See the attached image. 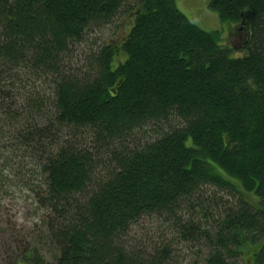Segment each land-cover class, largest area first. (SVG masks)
I'll use <instances>...</instances> for the list:
<instances>
[{
    "label": "trees",
    "instance_id": "trees-1",
    "mask_svg": "<svg viewBox=\"0 0 264 264\" xmlns=\"http://www.w3.org/2000/svg\"><path fill=\"white\" fill-rule=\"evenodd\" d=\"M208 6L241 43L173 0H0V183L31 192L51 254L1 238L7 264H264V0ZM143 217L172 239L130 245Z\"/></svg>",
    "mask_w": 264,
    "mask_h": 264
},
{
    "label": "rangeland",
    "instance_id": "rangeland-1",
    "mask_svg": "<svg viewBox=\"0 0 264 264\" xmlns=\"http://www.w3.org/2000/svg\"><path fill=\"white\" fill-rule=\"evenodd\" d=\"M173 1L176 7L185 14L192 23L205 31L214 32L217 36L218 43L225 45L231 43L236 44L238 40H240L238 36V25L226 20H221L216 10L208 6L209 0ZM119 23L120 19L103 27L100 31L91 33L87 39L86 45H79L80 48L77 52L79 51L80 54L77 53V57H81V51H87L88 47H97L98 44L115 42L121 38L127 28L124 27L123 21ZM241 54H243L242 51L236 48L231 51L232 56ZM77 57H75V59H77ZM3 172L7 173L8 171L3 170ZM8 176L11 177V180L7 182L8 184L0 183V239L2 238L5 247L6 244L13 250L32 247L46 260H50V249L46 242L45 230L42 223L44 212L37 208L33 195L29 190L22 187L18 178H13L11 174H8ZM165 226L166 224L159 218L143 217L137 224L131 227L126 240L129 241L130 245H134L136 244L134 243L135 241H148L151 238H158L160 235L165 237ZM168 231L166 237L171 238L172 234ZM179 247L182 248L183 246L180 244ZM4 250L2 245H0V264H7L4 261ZM178 257L182 263H185L186 260H182L181 258H189V255L182 248L180 256L178 255ZM243 258L244 261H246L247 256Z\"/></svg>",
    "mask_w": 264,
    "mask_h": 264
},
{
    "label": "water",
    "instance_id": "water-1",
    "mask_svg": "<svg viewBox=\"0 0 264 264\" xmlns=\"http://www.w3.org/2000/svg\"><path fill=\"white\" fill-rule=\"evenodd\" d=\"M238 30H239V33H238L239 35H238V36H239V39H240V40H238V42H237L236 44L241 43L242 40H243V37H244V34H243L242 31H241V30H242V25H238ZM239 45H240V44H239ZM235 48H236V47H235Z\"/></svg>",
    "mask_w": 264,
    "mask_h": 264
}]
</instances>
